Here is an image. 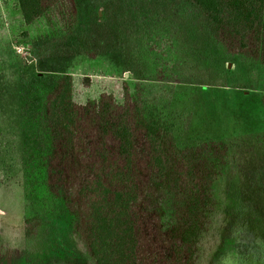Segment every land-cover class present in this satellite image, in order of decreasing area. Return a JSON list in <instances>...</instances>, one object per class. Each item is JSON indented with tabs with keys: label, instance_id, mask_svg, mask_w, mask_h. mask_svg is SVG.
Instances as JSON below:
<instances>
[{
	"label": "rangeland",
	"instance_id": "374dc122",
	"mask_svg": "<svg viewBox=\"0 0 264 264\" xmlns=\"http://www.w3.org/2000/svg\"><path fill=\"white\" fill-rule=\"evenodd\" d=\"M77 2L79 23L66 33L46 18L27 24L17 0H0V264H44L37 257L27 263L24 223L34 214L66 237L61 256L48 264H90L71 251L77 244L69 216L45 187L35 121L65 73L79 103L103 92L122 102L125 84L133 91L139 83L146 110L180 145L231 144L219 189L227 219L204 236L201 264H237L243 245L256 238L250 217L264 215V65L225 53L183 1Z\"/></svg>",
	"mask_w": 264,
	"mask_h": 264
},
{
	"label": "trees",
	"instance_id": "16d2710c",
	"mask_svg": "<svg viewBox=\"0 0 264 264\" xmlns=\"http://www.w3.org/2000/svg\"><path fill=\"white\" fill-rule=\"evenodd\" d=\"M17 1L27 24L46 18L51 28L71 33L79 23L77 0ZM180 1L225 53L264 65V0ZM124 91L122 102L103 92L79 103L65 73L35 115L44 184L69 216L77 244L71 251L90 264H201L204 236L227 219L219 189L232 146L215 139L180 145L146 110L141 84L133 91L125 84ZM249 225L256 238L243 245L237 264H264L262 212ZM54 228L43 215L25 218L27 263L61 256L67 241Z\"/></svg>",
	"mask_w": 264,
	"mask_h": 264
}]
</instances>
